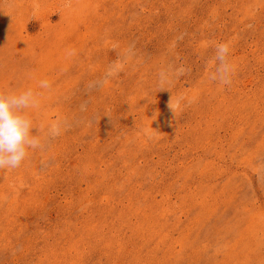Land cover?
<instances>
[{
  "label": "rangeland",
  "instance_id": "rangeland-1",
  "mask_svg": "<svg viewBox=\"0 0 264 264\" xmlns=\"http://www.w3.org/2000/svg\"><path fill=\"white\" fill-rule=\"evenodd\" d=\"M28 89L0 264H264V0H0V92Z\"/></svg>",
  "mask_w": 264,
  "mask_h": 264
},
{
  "label": "clouds",
  "instance_id": "clouds-1",
  "mask_svg": "<svg viewBox=\"0 0 264 264\" xmlns=\"http://www.w3.org/2000/svg\"><path fill=\"white\" fill-rule=\"evenodd\" d=\"M228 55L229 47L226 43L216 46L215 59L218 63L210 78L224 85L231 83ZM111 71L110 68L101 80L90 82L88 88L102 87L111 76ZM177 71L182 74L183 69ZM167 75L166 71L160 72L159 78L162 83L167 79ZM40 87L48 88L50 85L47 80H42ZM35 102L31 89L19 93L0 92V170H13L20 167L27 158L29 150L40 147L37 136L32 134V121L27 115V110L33 107Z\"/></svg>",
  "mask_w": 264,
  "mask_h": 264
}]
</instances>
